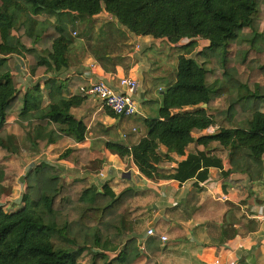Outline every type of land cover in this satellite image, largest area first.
Here are the masks:
<instances>
[{
    "label": "trees",
    "instance_id": "trees-1",
    "mask_svg": "<svg viewBox=\"0 0 264 264\" xmlns=\"http://www.w3.org/2000/svg\"><path fill=\"white\" fill-rule=\"evenodd\" d=\"M103 11L133 35L167 39L174 45L189 41L180 47L176 81L162 92L158 117L144 120L147 136L131 147L110 142L107 148L131 156L141 175L152 180L160 176L168 153L184 156L194 134L219 125L196 144L210 152L228 150L233 172L260 179L264 0H0V148L17 150L14 137L3 129L12 113L26 130L33 122L43 130L54 127L44 140L35 141L36 146L45 148L63 136L84 141L87 126L71 114L84 97L64 95L74 80L56 75L23 92L17 89L9 59L16 55L28 68L30 64L33 79L65 73L73 42L71 14L92 19ZM196 39L210 44L192 57ZM234 60L239 69L231 67ZM44 91L50 100L46 107ZM225 94L226 106L221 103ZM61 159L82 161L80 150H67ZM200 168V156L190 155L167 178L185 182ZM25 184L21 207L6 212L0 206V264H82L89 255V264H133L139 258L140 248L133 241L119 251L132 222L134 189L116 194L109 185L98 191L83 180L63 183L47 167L31 169ZM5 192L0 189V195ZM111 252L116 256H108Z\"/></svg>",
    "mask_w": 264,
    "mask_h": 264
},
{
    "label": "crops",
    "instance_id": "crops-1",
    "mask_svg": "<svg viewBox=\"0 0 264 264\" xmlns=\"http://www.w3.org/2000/svg\"><path fill=\"white\" fill-rule=\"evenodd\" d=\"M71 15L74 26L67 53L69 69L32 81L23 72L21 58L16 57L14 78L17 89L23 92L48 77L73 79L74 85L68 84L64 95L84 97L71 114L87 126L85 139L76 142L63 136L45 148L36 146L35 141L44 140L54 127L43 130L33 122L26 130L19 125L18 114H11L3 129L14 137L17 150L0 148V164L17 179L12 183L11 195H0V206L7 204L6 212L21 207L25 176L34 167H47L63 183L83 180L98 191L109 185L116 194L134 189L137 196L133 221L124 236V244L133 241L140 248V256L133 264H214L216 260L221 264H264V219H260L264 216V174L252 180L247 174L233 172L228 150L210 152L195 142L201 136L214 134L219 125L194 134L184 156L168 153L160 176L152 180L141 175L131 156L122 157L107 148L110 142L131 147L147 136L144 120L158 117L162 92L176 81L183 44L133 35L105 11L92 19ZM196 41L197 53L210 44L204 39ZM123 78L139 83L134 95L139 114L133 117H115L98 98L80 91V86L103 82L125 93L120 86ZM49 104L44 91L43 106ZM67 150H80L82 161L61 159ZM160 151L167 153L163 146ZM190 155L201 158L197 174L185 182L167 178ZM101 173L105 177L101 178ZM0 174V189L11 186L6 174L1 170ZM150 228L155 230V236H148ZM161 236H166L167 242Z\"/></svg>",
    "mask_w": 264,
    "mask_h": 264
},
{
    "label": "built area",
    "instance_id": "built-area-1",
    "mask_svg": "<svg viewBox=\"0 0 264 264\" xmlns=\"http://www.w3.org/2000/svg\"><path fill=\"white\" fill-rule=\"evenodd\" d=\"M75 35V33H74ZM22 60V59H21ZM23 72L26 77L32 79L30 75L29 68L24 60H22ZM120 86L126 90V92H119L103 82H97L87 85V87L81 88L80 91L83 95L89 97L98 98L106 108L113 112L117 117H133L139 114L138 107L134 101V95L139 91V83L131 78H123L120 81ZM100 177L103 178L105 175L100 174ZM3 207H8L7 204H4ZM260 219H264V216H261ZM148 236H155V230L150 228L147 232ZM163 242H167L168 238L166 236H161ZM214 264H221L219 260H216Z\"/></svg>",
    "mask_w": 264,
    "mask_h": 264
},
{
    "label": "rangeland",
    "instance_id": "rangeland-1",
    "mask_svg": "<svg viewBox=\"0 0 264 264\" xmlns=\"http://www.w3.org/2000/svg\"><path fill=\"white\" fill-rule=\"evenodd\" d=\"M39 19H41V18H39ZM43 19V18H42ZM50 19H53L54 20V18H50ZM55 21V20H54ZM248 34H250L249 32H246L244 35H248ZM188 41L187 40H184L183 42H181L180 44H185V43H187ZM179 44V45H180ZM206 48V47H205ZM196 49H198V48H196ZM196 50H194V52H192V54H191V56L193 57V56H195L196 54H197V52H195ZM15 58H16V55L15 56H11L10 57V59H9V63H10V66H11V70H12V74L14 75V73L16 72L15 71V66H14V63H15ZM251 60V59H250ZM260 61V59H257V60H251L250 62H253V63H257V62H259ZM238 63H239V61H237V60H234L233 62H232V64H231V67H233V68H237V69H239V66H238ZM29 64V63H28ZM29 68H30V72H31V65L29 64ZM242 69H244V68H242ZM32 73V72H31ZM254 76H257L256 75V73H254ZM254 80L256 81L257 80V78L256 77H254ZM251 83H253V82H251ZM223 92H225V90L223 91ZM157 97H159V94H157L156 95ZM228 95L227 94H225L221 99V103H223L225 106H226V97H227ZM13 114V113H12ZM0 170L1 171H3V174L5 173L6 174V179H9V182L8 183H10V185L11 186H8L6 189H5V191H6V193H7V196H9V195H11V191H12V183H16V179H17V176L15 175V176H13L12 177V174L9 172V171H6V170H8V167L7 166H5V165H3V164H0ZM1 175V174H0ZM11 192V193H10ZM5 193V194H6ZM2 200H1V198H0V202H1ZM133 206H132V221H133ZM123 245H124V238H123V241H122V245H121V247L119 248V251L121 250V248L123 247ZM108 254V256H110V257H115L116 256V253H114V252H111V253H107ZM91 256L89 255V256H87L86 258H83V259H81L80 261H81V263L82 264H89V263H91Z\"/></svg>",
    "mask_w": 264,
    "mask_h": 264
},
{
    "label": "water",
    "instance_id": "water-1",
    "mask_svg": "<svg viewBox=\"0 0 264 264\" xmlns=\"http://www.w3.org/2000/svg\"><path fill=\"white\" fill-rule=\"evenodd\" d=\"M203 107H204V108H206V107H207V105H204ZM21 180L23 181V179H21Z\"/></svg>",
    "mask_w": 264,
    "mask_h": 264
}]
</instances>
